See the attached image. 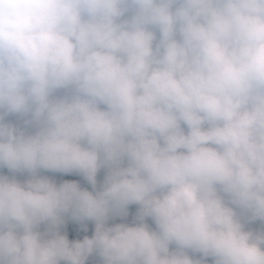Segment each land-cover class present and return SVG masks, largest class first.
I'll use <instances>...</instances> for the list:
<instances>
[{
    "label": "clouds",
    "instance_id": "1",
    "mask_svg": "<svg viewBox=\"0 0 264 264\" xmlns=\"http://www.w3.org/2000/svg\"><path fill=\"white\" fill-rule=\"evenodd\" d=\"M255 221L264 0H0V264H264Z\"/></svg>",
    "mask_w": 264,
    "mask_h": 264
},
{
    "label": "trees",
    "instance_id": "2",
    "mask_svg": "<svg viewBox=\"0 0 264 264\" xmlns=\"http://www.w3.org/2000/svg\"><path fill=\"white\" fill-rule=\"evenodd\" d=\"M7 119L11 120V122H14V123L17 122V119L14 117H9ZM4 174L10 175V173L8 172L7 169L4 170ZM41 175L47 176L48 178L55 180L54 175L51 172H42ZM27 178L28 177L26 175L17 174V179H20L23 181ZM56 182L59 184L58 181H56ZM60 183H62V182H60ZM137 211H138L137 205H130L128 208V212H129L128 217L135 216ZM247 228L250 230H255V231L264 230L260 221H255L253 223L248 224ZM40 231L46 232L47 226L42 225L40 228ZM60 233L62 235L67 236V238L69 239L70 242H76L78 240L82 242L85 238H93L86 231V228L81 223H77V222L73 221L71 219L70 215L65 216L64 223L60 226ZM62 264H63V262H62ZM86 264H101V260L97 255L93 254L92 256H90L88 258Z\"/></svg>",
    "mask_w": 264,
    "mask_h": 264
},
{
    "label": "rangeland",
    "instance_id": "3",
    "mask_svg": "<svg viewBox=\"0 0 264 264\" xmlns=\"http://www.w3.org/2000/svg\"><path fill=\"white\" fill-rule=\"evenodd\" d=\"M105 173H106V169H102L101 172L98 174V177H97L98 183H102L103 182ZM53 175H54V179L56 181H58L59 183L60 182H64V181H75V182H79L82 187H86L90 191L92 190L91 186L89 184H87V182L84 181V179L80 175H74V174L65 175V174H61V173H53ZM137 208H139L138 205H137ZM133 218H134V216L126 217V218L117 217L115 219H110L108 223H109V226H113L114 224H117V223L132 224L133 223ZM147 222H148V224L151 227H153V228L155 227V225L153 224L151 219H149ZM261 224H262V226L264 228V222H261ZM82 225L86 228V231L92 237H94V234H95V222L88 221V222L83 223ZM95 255H97V254H95Z\"/></svg>",
    "mask_w": 264,
    "mask_h": 264
}]
</instances>
